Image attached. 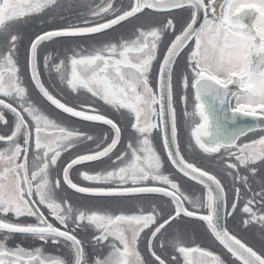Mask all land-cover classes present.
I'll return each instance as SVG.
<instances>
[{"label":"snow or ice","instance_id":"obj_1","mask_svg":"<svg viewBox=\"0 0 264 264\" xmlns=\"http://www.w3.org/2000/svg\"><path fill=\"white\" fill-rule=\"evenodd\" d=\"M56 2L57 0H0V37L4 41L0 44V96L10 98L20 109L0 99V106L10 110L15 116L11 134L0 135V141L8 145L6 149L0 150V164L4 165L3 171H0V232L5 233L4 240H7L8 234H22L44 243H64L73 253L72 264H88L82 241L73 233L77 228H91L96 233V244L111 238L108 254L95 258L92 264H146L137 250V244L145 229L157 225L150 234L148 250L158 264H166L165 259L152 250L153 240L173 219L183 215L205 222L215 240L240 264H264V255L258 254L217 223V208L225 199V189L220 180L188 162L181 155L177 142L173 88L176 59L190 42L194 41L187 56L186 71H190L191 80L187 74H182L180 83L184 89L182 99L185 105L189 87L193 90L195 103L192 112H188L185 107L184 115L186 123L191 126V138L194 139L196 147L208 154L218 153L222 148L227 151V174L237 185L236 199L232 204V211L235 212L242 198L240 186L251 191L249 175L246 173L254 176L257 171L255 165L258 162L264 164V136L238 146L236 141L238 136L243 134V130L239 133H228L223 125L229 119L235 123L236 114L256 117L257 110L259 116L264 118V0H135L134 6L129 10L105 23L47 31L37 35L30 44L28 64L32 80L42 96L72 117L83 121L101 122L110 125L114 131L110 143L102 145L95 141L96 150L77 155L66 163L62 169L63 183L77 193L97 197L139 193H160L170 197L171 204L175 205L174 215L169 214L159 223L158 218L161 217L154 208L147 214L141 210L140 214L136 215H110L74 208L67 200H58L55 197V190L60 188L61 180H51L50 170L57 166L64 151L85 141H94L95 138L87 133L58 125L28 99L14 59L20 37L12 29L19 23H27V18L39 14ZM145 8L156 12L187 8L191 12L186 26L170 41L159 64V96L150 86V73L153 62L157 60L163 35L169 30L174 31L172 19H167L162 27L138 30L131 40L109 43L88 54L74 53L66 60H60L53 65L61 83H66L72 92L84 90L91 97L102 100L117 111L126 109L135 120L131 128L137 134L136 143L127 144L126 150L118 154L113 161L114 167L95 174L81 173L85 181L110 186H78L70 178L73 166L109 157L120 142L121 129L112 119L102 114H89L88 111L67 106L44 87L39 79L37 67L39 46L57 37H76L102 32L135 16ZM110 10H113V5L109 0L107 4L94 9L92 15L100 16ZM201 14L203 22L199 23ZM49 59L48 56L44 57L46 67ZM5 71L8 73L7 80ZM230 85L235 86L237 91L233 92ZM230 97L236 98V107L231 109V117L224 111ZM157 104L160 105L158 112L154 108ZM81 107L83 109L84 106ZM90 111L95 112L94 109ZM24 113L31 123L25 119ZM153 116H158L159 124L152 120ZM0 123H7L2 111ZM157 129L162 133L164 147L173 165L184 176L203 184L207 193L204 199L191 200L181 192L177 182L161 173V159L151 140L153 130ZM105 139L107 140V137ZM173 146L175 151L172 150ZM233 148L236 150L230 151ZM30 150L33 151L31 169L28 161ZM233 160L235 162H232ZM241 169L244 170L243 173ZM149 179L168 187L141 186V182ZM129 183L132 186L125 187ZM186 200L196 211L183 206ZM36 205L45 206L65 230L50 223ZM201 210H206V214H201ZM240 211L246 214L242 221L245 227L251 223L264 227V186L246 199ZM8 214L17 218L35 217L36 223L8 222L4 219ZM69 223L73 226L71 230ZM170 246L183 257L184 264H224L219 255L198 246H185L180 240L171 242ZM193 253H197L199 259H190ZM0 264H66V261L59 257L45 256L41 247L34 250H26L20 246L9 249L0 241ZM171 264H180L179 258L171 256Z\"/></svg>","mask_w":264,"mask_h":264},{"label":"rangeland","instance_id":"obj_2","mask_svg":"<svg viewBox=\"0 0 264 264\" xmlns=\"http://www.w3.org/2000/svg\"><path fill=\"white\" fill-rule=\"evenodd\" d=\"M64 5H68V6H66L63 10H61V8ZM91 9L92 8L83 7L79 0H76L75 4H70L69 2H66V3L61 4L58 8L57 7L53 8L50 11V13H48L46 16L48 18L47 24L43 26H38L31 34H30V29L33 26V23L31 22L32 16L27 18V23H19L15 25L12 30L20 37V39L17 42L19 43V42L24 41L26 38L30 39L34 35L47 32V31L66 29L71 26L88 27V26L97 25L121 13L122 11L125 10V7L120 6V5H114L113 10H110L108 13H102L100 16H96L94 18H87L84 15L83 11H88ZM178 13L180 12H172V13L161 14V15L157 14V15L152 16V15H149V13L147 12H142L141 14L130 19L129 21H126L101 34H97V35H93L89 37H83V38L53 39L51 41H46L42 43L38 49V57H37L38 72L40 73L41 68L43 67V65H45V62H44L45 56L50 57L48 61V65L56 63L57 60L59 61L64 60L65 55H73L75 53V47H77L78 45H89V44H93L96 42L110 41L111 39L119 35L129 34L130 31L134 27L142 26L143 24L149 21L163 22L166 19H172L175 25L174 30H176L178 26V22H177ZM86 21L87 23H85ZM2 43L3 41L0 38V44ZM20 50L22 51V53L20 54L19 58L15 60H16L17 66L21 67L24 70L23 56H24V50L27 51V44L25 47V41H24L23 46L20 45ZM45 74L46 72L43 73V76ZM6 77L8 79V74L6 75ZM22 86L25 87L27 90L28 99L32 101L33 104H35L42 111V113L48 116L50 119L56 122L61 121L60 124L63 127L68 126L82 133H87L88 135H97L99 137L98 139L94 141L88 142L79 151L78 153L79 155L87 154L90 150L92 151L96 150L95 141H99L102 145L106 143L103 137L105 134V131L101 126L85 124V123L71 120L69 118H63L60 114H58L51 108L47 107V105L38 101V99L32 93V89L28 87L26 84L25 74L22 79ZM54 96L58 100H60L62 103H65L67 106L73 107L75 109H79L78 105L81 104L84 100L83 96H80L74 102L68 101L65 98L58 97L57 95H54ZM17 108H19V106H17ZM127 136L128 135H124L123 139L128 141V143L129 142H132L133 144L136 143V140H135L136 135H132L131 137H128V138ZM152 146L161 159V164H162V167L160 169L161 173L163 175L169 176V178L173 180L174 182H177L180 185L181 192L184 195L188 196L191 200L193 201L198 200V199L202 200L203 199L202 191L185 184L183 181L175 177L172 174V172L166 167L165 161L163 157L161 156L162 155L161 146L160 145L158 146V150H157L156 144H153V142H152ZM64 156L71 157V152L66 153ZM182 156L188 158L189 159L188 162L190 163L196 162L195 165L197 167L209 172L210 174L213 171L218 173L217 170H219L222 173V175L225 177L226 179L225 183L228 185L229 189L231 190L232 188L233 192L235 193V188L237 187V185L234 184L232 177H230L227 174L228 170L225 167V163H226V160L224 157L226 156L225 154L210 155L206 153L193 154L192 152H188V154H185ZM193 158H196V161H193ZM108 164H109L108 159H104L99 162L83 166L82 168L91 169V170L96 169L98 172H101L104 170H108V169H105L108 167ZM3 167L4 165L0 164V171L3 170ZM242 170L243 169H241V172L243 173L244 170L243 171ZM61 171L62 170H59V177L57 176L56 173H52V174L50 173V179L54 181L56 178H60ZM75 171L77 172V170L73 171L74 175H77V173L75 174ZM87 172L89 174L93 173V171H87ZM70 177H71V170H70ZM77 184H79V186H82V187H109L110 186V185H104V184H95L90 181L79 182ZM249 184L251 188V193L260 191L261 187L264 186V164L262 166L257 167V171L254 176L252 174L249 175ZM128 186H132V185L130 183L128 185H125V187H128ZM141 186H163L166 188L168 187L167 185L160 184L158 181H152L151 179L141 182ZM60 187H61L60 192H56L59 190V188L55 190V197L58 200H67L68 202L72 204L74 208L85 209L89 211H99L101 213L110 214V215H120V214L136 215V214H140L141 210H143V212L147 214L154 208L156 209L157 213L160 214V217H161V218H158V223L162 222V218H167L169 214L174 213V207L172 206V204L157 196H136V197H129V198H93V197L80 196L77 193L70 191L63 184L62 181H61ZM240 187L242 189L243 186H240ZM230 194L232 193H229L227 197ZM232 195L233 196L230 195V199H233V202H234V200L236 199V195L234 194ZM243 200H246V199L244 198ZM164 203L168 205L167 210H162L163 207L161 204H164ZM244 203L245 201H241V202L239 201L237 209L235 211L238 213V216L242 220H240L239 218L238 219L234 218L233 221L230 222L229 220L227 221V217L224 218V224L226 225L228 229H232L231 228L232 225L236 222H238L239 225L240 223H243L242 221L244 218H246V214H243L240 211V207ZM231 204H232V201L228 203L227 206H230ZM184 207L191 211H196V209L193 208L192 204L189 203L187 200L184 201ZM201 212L205 213L206 210H201ZM46 218L48 219V217ZM4 219L9 222H13V223H21V224L36 223L35 217L24 216V217L17 218L13 215L11 217L4 218ZM188 221L182 218H177L171 224L167 225L165 229L161 230L160 234H157L156 238L162 237L165 240V243H166L165 252L169 251L168 256H167L165 252H160L158 250V247H156L158 252L162 254L161 258L163 259H166L167 257L170 258L174 252L173 248L170 246L171 242L175 240H180L185 246H189V247L198 246L205 250L211 251L216 255H219L221 259L224 261V264H235L230 258H228L223 252H221L222 250L215 244V242L210 237L207 229L203 225L195 221H191V220H188ZM155 226L157 225H152L151 227L153 228ZM72 227H73L72 225H69V230H71ZM80 229H81L80 230L81 234H80V237H77V238L82 241V246L84 248L85 255L89 257L92 250L94 249V247L91 245V242H90L91 236L88 237L87 235L89 232L88 228L81 227ZM239 232L241 234L240 238L245 242L246 245L251 247L258 254L264 255V227H261L258 223H251L249 228L243 229L242 231H239ZM236 233L239 236L238 229H236ZM95 235L96 234H94V236ZM0 236L4 238L5 235L0 234ZM7 239H11L13 242H15L14 240H19V237L18 236H8ZM153 248H154V243H153ZM99 250L100 249H95L94 251V253H96L98 256H99ZM137 250L140 252L146 264H156L154 261L151 260V258L148 259L147 257V253H146L147 246H146L145 240L139 241V244H137ZM152 250L157 254L156 250L154 249ZM109 251H110V247L109 249H107V253L105 254V256L108 254ZM94 253L92 254V257ZM86 256H85V259H86ZM194 256L196 257V259H199V255L197 253H195ZM179 261L180 263H183L184 262L183 257L182 259H179Z\"/></svg>","mask_w":264,"mask_h":264},{"label":"flooded vegetation","instance_id":"obj_3","mask_svg":"<svg viewBox=\"0 0 264 264\" xmlns=\"http://www.w3.org/2000/svg\"><path fill=\"white\" fill-rule=\"evenodd\" d=\"M79 1L81 2L83 7L92 8L91 10L83 11L84 15L87 18L96 17V16L92 15L93 10L97 9L98 7L105 5V4H107V2H109V0H79ZM66 2H69L70 4H75L76 0H57L55 6L58 8L61 4L66 3ZM110 2L112 3V0H110ZM220 2H222V0H220ZM132 4H133V0H118V5L125 7V11L128 10L132 6ZM66 6H68V5H64L63 7L65 8ZM51 7L52 6L47 7L44 10H47ZM174 12H180L177 15L178 26H177L176 30H174V31L169 30L168 32H166L162 37V41L160 42L157 60L153 62L152 72L150 73V86L153 89H154V81H155V72H156L157 65H158L161 57L163 56L164 52L166 51L167 47L169 46L170 41L175 38L176 34L180 33L181 29L184 26H186V23L189 21L190 16H191V12L187 8H184V9H181L178 11H174ZM170 13H172V12H170ZM120 14H122V13H120ZM165 14H168V13H165ZM149 15L154 16V14H151V13H149ZM158 15H161V14H158ZM112 18H114V17H112ZM112 18H110V19H112ZM110 19H108V20H110ZM108 20H106V21H108ZM129 20H127V21H129ZM106 21H104V22H106ZM166 21H167V19L163 22H152V21L146 22L142 26L134 27L130 31L129 34L119 35V36L111 39L110 41L96 42V43L89 44V45H78L77 47H75V53L88 54V53L93 52L96 48L102 47V46L109 44V43H119L122 40H131L132 38L135 37L138 30H140V29L148 30V29L153 28V27H162ZM104 22H102V23H104ZM202 22H203V15L201 14V22L200 23H202ZM35 26H36V24H33L32 28H34ZM93 26H95V25H93ZM0 38L3 41V38L2 37H0ZM3 43H4V41H3ZM193 45H194V41L190 42L188 47L185 48L184 51L181 52V54L177 57L176 64L174 66V71H173V88H174V95H175L174 107H175V111H176L177 142H178V146H179L181 155H185L186 152H189V151L194 152V153H197V152L198 153H204L198 147L195 146V141H194V139L191 138V126L189 123H186V117L184 115L185 107L187 108L188 112H192L194 110L195 101H194L193 90L190 87L187 89V92H186L187 104L185 105V102L182 99V96L184 95V89L182 88L181 83H180V77L182 74H187L189 76V80H191L190 71H186V69H187L188 49L193 47ZM21 53H22V51L20 49L16 48V52L14 53V59L19 58ZM26 56H27V51L24 50V56H23L24 70L18 66V69H19L18 76L20 78V81L22 82L23 76L25 74L27 86L32 89V93L34 94V96L39 101V100H41L39 95L34 90V87L32 86V84L29 82L28 68H27V57ZM70 56H72V55H65L64 60H66ZM58 62H59V60L56 61V63H58ZM56 63L50 64L47 67L45 65H43V67L41 68V71L39 73V79L47 90L54 93L58 97L65 98L66 100L72 101V102L76 101L80 96H83L84 100L81 104L78 105L79 109H77V110H85V111H88L89 114L99 113V114L104 115L106 118L112 119L120 127L121 137H123L124 135H128L127 138L131 137L132 135L137 136V134L131 128V124L135 122L134 117L130 113H128L126 109H121V110L117 111L116 109L112 108L110 105H106L102 100H99L98 98L91 97V95L84 90H80L79 92H72L71 89L67 87L66 83H61L60 78H59V74L55 72L54 67H53V65ZM69 71H70V67H69ZM45 72H46V74L43 76V73H45ZM7 74L8 73L5 71V80L7 79V77H6ZM46 78H47V80H46ZM229 87L232 89L233 92L237 91L235 86L230 85ZM0 99H4L6 103H11L13 105V107L18 106L13 100H11L8 97L0 96ZM82 105L84 106L83 109L81 107ZM235 107H236V98L230 97L229 102H228V106L225 107L224 111L228 113L229 117H231V115L233 114L231 112V109L235 108ZM90 109H94L95 112L90 111ZM18 110H20V109L18 108ZM0 111L3 112L5 120L7 121L6 124L0 123V135H4V136L10 135L11 131L13 130V127H14L15 116L13 115V113L11 111H9L7 109H3L2 107H0ZM24 115H25V119L28 120L29 123H31V120H30V118L27 117V114L24 113ZM236 115H237V119H236L235 123H233L231 121V119H229L223 126L225 127V129L227 130L228 133H231V132L239 133L241 130H243V134L239 135L238 139L236 141V144L238 146H242L246 143H251L252 141L259 139L261 136H264V118L259 116V110H257V116L256 117H244L240 114H236ZM61 116L63 118H69V119L73 120L70 117L63 116V115H61ZM154 117L155 116L152 117L153 121H154ZM142 119H143V117H142ZM196 120L198 122L199 118L197 117ZM60 122H56V123L58 125L62 126L60 124ZM66 127L69 129L75 130L74 128H70L68 126H66ZM214 128H215V124H213V130H214ZM155 132H156V130H153L151 140L155 138ZM105 135L106 134H104V136H103L104 139H105ZM92 136L95 138L94 140L99 138L97 135H92ZM20 142L21 143L23 142L22 138H21ZM88 142H91V141H85L84 143L77 144L75 147L70 148L67 151H64L62 153L61 157L59 158L58 162H57V166L55 168L51 169L50 173L51 174L54 173V169H61L62 166L66 162H68L71 159H74L77 155H79L78 154L79 151ZM127 143H128V141L124 140V142L121 145H118L116 152H115L114 156L112 157V161H111L112 163L116 159V156L118 155V153L123 152L127 148ZM7 147H8V145L6 142H0V150H4ZM33 148H34V145H33ZM235 150L236 149L233 148L230 151H235ZM68 152H71V157H65L64 156ZM206 154H208V153H206ZM213 154H225L226 155L227 151L222 148L220 150V152L213 153ZM213 154H210V155H213ZM62 157L64 159H67V160L66 161L62 160L61 159ZM224 157H226V156H224ZM184 158H185V160L189 161L188 158H186V157H184ZM32 159H33V151L30 150L28 153V161H29L30 169H31ZM232 162H235V161L233 160ZM58 163H61L63 165L59 166ZM262 165L263 164L258 162L255 165V167L257 168V167L262 166ZM83 166H86V165H81V166H78L77 168H82ZM217 172L218 173H216L214 171V172H212V174H215L217 179H219L220 181L226 182V179H223L224 176L222 175V173L219 170H217ZM246 174L250 175V173H246ZM72 176H76V175L73 174ZM70 178L72 179V177H70ZM73 182L77 183L79 181L74 180ZM60 191L61 190H58L57 192H60ZM229 193H230L229 190L225 192L226 208H228V209L233 204V202H232V204L227 207V195ZM248 194H251V193H248ZM241 197H243V196H241ZM36 206H38L40 211L44 213L45 217H48V221L50 223H53L54 226L60 228L61 230H65L63 228V226L59 225V223L54 220V218L49 214V210L45 206H43V205H36ZM11 216H13V215L8 214L4 218H8ZM228 217H232V219L236 218L235 212H232L230 214V216H228ZM240 220H242V219H240ZM69 225H71V223H69ZM249 225H251V224H249ZM80 230H81L80 228H77L76 233L74 235H76L77 237L80 236V234H81ZM88 230H89L88 234H91V241L90 242H91V245L94 247V249L92 250L89 257H87L86 255L85 256H86V260H87L88 264H92V262L94 261V257H92V254L94 253L95 249H100L99 250V257L105 256V254L107 253V249H109L111 238H109V241H104L100 244H96L94 241V234H96V233H94V231L90 228H88ZM145 231H146V229L140 234V238H139L140 240H143V235H144ZM0 241H3L5 243V246L9 249H15L17 246H20V247L25 248L26 250H34L37 247H41L45 256L59 257V258L64 259L66 261V264H72L73 253L68 247L65 246L64 243L54 244L51 241L44 243V242H41V241L33 239V238H24V237H20L19 240H14L15 242H13L11 239H7L5 241L4 238L1 236H0ZM139 241H138V244H139ZM175 256H177V253H175Z\"/></svg>","mask_w":264,"mask_h":264},{"label":"water","instance_id":"obj_4","mask_svg":"<svg viewBox=\"0 0 264 264\" xmlns=\"http://www.w3.org/2000/svg\"><path fill=\"white\" fill-rule=\"evenodd\" d=\"M134 4H135V0H134ZM134 6V5H133ZM177 9H180V8H177ZM144 10H149V11H152V12H156V11H154L153 9H149V8H145ZM173 10H176V9H173ZM142 12V11H141ZM140 13V12H139ZM138 14V13H137ZM136 14V15H137ZM129 18H131V17H129ZM128 18V19H129ZM123 22V21H122ZM114 26H116V25H114ZM113 26V27H114ZM110 29V28H109ZM105 30H108V29H105ZM105 30H103V31H105ZM102 31V32H103ZM99 33H101V32H99ZM93 34H97V33H91V34H86V35H84V36H88V35H93ZM76 37H82V36H76ZM57 38H74V37H57ZM32 42V41H31ZM31 44V43H30ZM30 44H29V46H28V57H29V49H30ZM162 61V60H161ZM160 61V62H161ZM160 64V63H159ZM27 67H28V77H29V80H30V82H31V84H32V86L34 87V89L36 90V92H38V94L40 95V97L46 102V103H48L50 106H52L54 109H56V110H58L59 112H61V113H63L64 115H66V116H70V117H72L70 114H68V113H64L62 110H60V109H57L54 105H52L49 101H47L46 100V98H44L43 96H42V94L39 92V89L38 88H36V86H35V83L33 82V80H32V73H31V69H30V67H29V64L27 63ZM158 71H159V65H158V68H157V73H156V77H155V85H154V91L156 92V94H157V96H159V88H158ZM159 108H160V105L159 104H157L156 105V110H157V112L159 111ZM8 110V109H7ZM10 111V110H9ZM72 118H74V119H77V120H80V121H83V120H81L80 118H78V117H72ZM83 122H87V123H93V124H99V125H102V126H105V127H107V128H109V129H111V126L110 125H105V124H103V123H101V122H91V121H83ZM157 123L159 124V118H158V116H157ZM111 131H112V133H113V136H114V131L111 129ZM158 132H159V139H160V144H161V148H162V151H163V154H164V157H165V159H166V161H167V164L169 165V167L173 170V172L175 173V174H177L179 177H181V178H183V179H185L186 181H188V182H190V183H192V184H194V185H196V186H198V187H200V188H202V189H204L205 191H206V189L204 188V186H203V184H201V183H198L196 180H192V179H190V178H188V177H186V176H184L176 167H175V165H173V163H172V161L169 159V157H168V153H167V150L165 149V147H164V141H163V137H162V133H161V131L160 130H158ZM169 137H170V126H169ZM0 142H3V141H0ZM173 151H175V146H173V149H172ZM75 166V165H74ZM61 177H62V181H63V174L61 173ZM66 187H67V185L66 184H64ZM68 188V187H67ZM69 190H71V191H73V192H75L73 189H70V188H68ZM75 193H77V192H75ZM79 195H82V196H88V197H97V196H92V195H89V194H86V193H78ZM138 195H156V196H163L162 194H160V193H139V194H134V195H128V196H138ZM128 196H111V197H128ZM111 197H102V198H111ZM163 197H165V196H163ZM166 198H168V199H170V197H166ZM175 206V205H174ZM224 216H225V204H224V201L218 206V208H217V223L220 225V227L221 228H224ZM179 217H182V218H184V219H189V220H194V221H198V222H200L206 229H207V231H208V233H209V235H210V237L212 238V240L215 242V244L226 254V255H228L231 259H233L237 264H240V262L238 261V260H236L234 257H232L231 256V254L226 250V249H224L223 248V246L222 245H220L219 244V242L218 241H216L215 240V238L211 235V232H210V230L207 228V224L205 223V222H203V221H200L199 219H197V218H195V217H186V216H183V215H181V216H179ZM1 233H3V232H1ZM12 235H22V234H12ZM150 239V236L148 237V239H147V248H148V240ZM149 251V250H148ZM195 253H193L191 256H190V259H192L193 261H195Z\"/></svg>","mask_w":264,"mask_h":264},{"label":"trees","instance_id":"obj_5","mask_svg":"<svg viewBox=\"0 0 264 264\" xmlns=\"http://www.w3.org/2000/svg\"><path fill=\"white\" fill-rule=\"evenodd\" d=\"M114 3V4H113ZM112 4H113V6L114 5H118V0H112ZM56 6L55 5H53L51 8H49V9H47V10H43L42 12H40L39 14H36V15H34V16H32L31 17V22L33 23V24H36V26L34 27V28H32V29H30V34L38 27V26H43V25H45V24H47V22H48V18L46 17L47 16V14L48 13H50V11L53 9V8H55ZM64 9V7H62L61 8V10H63ZM38 35V34H37ZM34 36H36V35H34ZM33 36V37H34ZM31 39V38H30ZM30 39H27L26 38V43H25V47H26V44H28V42L30 41ZM49 91V90H48ZM50 92V91H49ZM53 96L55 95L54 93H52V92H50ZM152 142H153V144H156V146H157V150H158V146H159V142H158V136H157V134L155 135V138L154 139H152ZM155 146V145H154ZM190 152V151H189ZM193 154H199V153H194V152H192ZM186 154H188V152H186ZM165 161V160H164ZM193 161H196V158H193ZM194 164H196V162H193ZM165 165H166V167L170 170V168L168 167V165H167V163L165 162ZM108 167L109 168H112V167H114V165H113V163L112 162H109V164H108ZM109 168H105V169H109ZM171 171V170H170ZM172 172V171H171ZM214 172V171H213ZM173 173V172H172ZM212 174V173H211ZM212 175H215V174H212ZM216 176V175H215ZM223 179H225V177L223 178ZM72 180L74 181V180H78V181H80V182H82V181H84L81 177H79V176H72ZM231 181V180H230ZM221 182V184L223 185V187H224V189L227 191V190H229V192L230 193H232V194H234V195H236V193H234L233 192V189L231 188V190L229 189V187H228V185L225 183V182H223V181H220ZM189 184V183H188ZM190 185V184H189ZM191 187H193V188H195V189H199V188H197V187H195V186H193V185H190ZM242 192H241V196H243L241 199H240V202L241 201H246V200H243L244 198L245 199H247L249 196H251L252 195V193H251V191H249V189H247V188H244V187H242ZM248 193H251V194H248ZM232 194H230L231 196H233ZM230 195L227 197V204L228 203H230L231 201L233 202V199H230ZM205 198V196H203V199ZM163 200H165V199H163ZM165 201H167V200H165ZM162 205V207H163V209L162 210H167V208H168V205L166 204V203H164V204H161ZM228 207V206H227ZM257 208H258V206H256ZM228 208H226V213L228 212ZM241 213V212H240ZM235 214H236V218L238 219V218H240L239 216H238V213L237 212H235ZM230 216V215H229ZM233 221V219H232V217H227V221ZM188 221V220H187ZM189 222V221H188ZM198 223V222H197ZM228 223V222H227ZM200 224V223H199ZM250 227V225H248L247 227H245L244 225H243V223H240V225H239V223L238 222H236V223H234L233 225H232V229H229L230 231H231V233L233 234V235H237V233H236V229H238V234H239V236L237 235L236 237L237 238H239L240 236H241V234H240V232L239 231H242L243 229H246V228H249ZM226 229L228 230V228L226 227ZM228 230V231H229ZM229 231V232H230ZM257 234V233H256ZM143 240H145V238L143 239ZM161 241H163V247H161ZM153 243H154V250H156L157 251V255H159V256H161L162 254H160L159 252H158V250L160 251V252H165L166 251V243H165V240H164V238H162V237H158V238H156L154 241H153ZM156 247H158V250H157V248ZM219 249V248H218ZM220 250V249H219ZM221 251V250H220ZM169 252V251H168ZM168 252H165L166 253V255L168 256ZM222 252V251H221ZM175 253L176 252H173V254L171 255V256H173V255H175ZM147 257H148V255H147ZM181 259H182V257H180ZM148 259H150L149 257H148ZM169 260V261H168ZM165 261H166V263L167 264H171L170 263V261H171V257L170 258H166L165 259ZM180 264H184V262L183 263H180Z\"/></svg>","mask_w":264,"mask_h":264}]
</instances>
